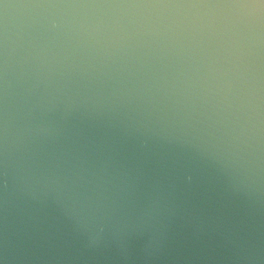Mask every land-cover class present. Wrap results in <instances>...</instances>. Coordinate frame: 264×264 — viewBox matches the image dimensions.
Returning a JSON list of instances; mask_svg holds the SVG:
<instances>
[{"label":"water","instance_id":"water-1","mask_svg":"<svg viewBox=\"0 0 264 264\" xmlns=\"http://www.w3.org/2000/svg\"><path fill=\"white\" fill-rule=\"evenodd\" d=\"M0 264H264V0H0Z\"/></svg>","mask_w":264,"mask_h":264}]
</instances>
